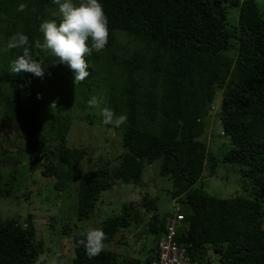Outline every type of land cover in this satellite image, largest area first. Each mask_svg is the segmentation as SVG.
Segmentation results:
<instances>
[{
	"label": "trees",
	"instance_id": "obj_1",
	"mask_svg": "<svg viewBox=\"0 0 264 264\" xmlns=\"http://www.w3.org/2000/svg\"><path fill=\"white\" fill-rule=\"evenodd\" d=\"M99 2L108 19V43L86 57L90 75L76 85L66 64L34 47L37 39L43 41L42 21L59 15L53 0H0V122L25 137V169L39 168L53 177L59 191L75 184V214L83 220L102 191L116 181L141 184L145 166L158 162L159 175L170 180L171 197L183 214L175 239L192 262L264 264V8L256 0ZM21 3L27 5L24 12L17 11ZM229 6L239 7L231 28ZM17 32L29 37L36 59H43L42 77L10 71V61L22 53L7 48ZM100 95L95 120L121 150L95 160L94 149L67 145L72 120L67 107L85 110ZM105 107L126 114V123L104 125L100 113ZM212 115L227 142L219 159L200 139L215 125ZM219 162L242 167L250 178L243 194L220 198L203 189V171L213 175ZM25 169L14 160L11 173L0 181V199L11 196L19 185H13L15 175ZM140 204L151 217L139 246L144 258L118 261L120 254L110 249L126 243L122 231L145 218L132 211V201H124L120 213L102 221L108 249L89 258L80 244L86 235L74 234L71 264H150L170 215L157 213V199L147 190ZM34 236L32 214L0 218V264H35L42 252Z\"/></svg>",
	"mask_w": 264,
	"mask_h": 264
},
{
	"label": "rangeland",
	"instance_id": "obj_2",
	"mask_svg": "<svg viewBox=\"0 0 264 264\" xmlns=\"http://www.w3.org/2000/svg\"><path fill=\"white\" fill-rule=\"evenodd\" d=\"M256 2L264 8V0H256ZM238 13V6L227 8V26L229 28L236 25ZM57 14H55V20L60 18V14L58 17ZM101 98L102 95L96 98L97 106H88L85 110L75 104L67 107L72 113V120L66 136L67 145L70 148L75 147L87 151L94 149L95 160L100 155L106 157L109 151L112 155H118L121 150L115 142L117 139L112 141V134L108 130H103V126L95 120L94 115L99 114ZM87 114L91 115L89 120L93 118V122L90 123L85 118ZM211 119L214 123L216 122L215 116L212 115ZM210 129L209 136L202 135L200 139L208 144L212 149L210 151L219 159L227 149L226 138L221 134L222 127L219 119ZM12 141L15 144L11 145ZM27 147L28 144L24 136H18L13 130L3 127L0 122V181L2 178L5 180L9 172L12 171L14 160L17 161L21 169H25ZM80 169L83 171L86 168L80 167ZM158 169V162L146 165L141 184L116 181L110 190L101 192L92 214L88 219L83 220H78L75 214L77 201L75 184L72 186L69 184L59 191L54 188L53 177L43 176L39 168L33 173L25 169L15 175L13 185L17 183L19 185L13 188L11 196L0 199V218L19 215L24 217L32 214L35 227L34 239L41 242V252H47L50 259L58 257L63 260L64 264H71L74 256L72 236L74 234L86 235L89 228H100L105 218L120 213L124 201H132L135 206L132 211L139 210L140 215L145 218L139 223L132 222L122 232L128 240L126 243L133 247L128 251L129 254L139 258L140 245L136 244L135 239L137 238V241L142 243L146 234L142 230L146 227L148 220H151L150 213L146 215V209L140 204L143 191L147 190V194L151 198L157 199L159 215L172 214L176 205L170 194L173 189L171 182L167 177L160 176ZM241 169L240 165L219 162L213 175H209L207 170L203 171L202 187L207 193L220 198L241 195L244 193L242 185L250 180L243 176ZM178 206L181 208V205L178 204ZM119 246L115 244L113 247L115 249ZM124 254L126 253L124 252ZM119 258L120 256H118V261H122Z\"/></svg>",
	"mask_w": 264,
	"mask_h": 264
},
{
	"label": "clouds",
	"instance_id": "obj_3",
	"mask_svg": "<svg viewBox=\"0 0 264 264\" xmlns=\"http://www.w3.org/2000/svg\"><path fill=\"white\" fill-rule=\"evenodd\" d=\"M53 3L58 6L59 23L55 19L42 21L40 32L43 34V41L37 39L34 47L50 52L60 63L66 64L73 71L74 83L77 85L90 75L86 57L90 56L93 50L97 52L103 50L108 43V19L99 0H80L78 4L74 0H53ZM26 10V4L18 5L17 11ZM7 48L22 49V53L10 61L9 69L12 73H31L36 77L44 75L43 59H36L38 54L34 55L31 51L27 35L22 32L15 33L8 40ZM53 106L55 107V104ZM89 106H97L95 97L89 101ZM100 114L103 117L102 123L106 126L119 128L127 121L126 114L117 115L114 110L107 107L101 109ZM168 218L169 216L167 221ZM107 239V234L101 228H89L86 239L81 240L80 244L87 256L93 258L108 249ZM35 264L64 262L58 257L50 259L47 252H44L36 258Z\"/></svg>",
	"mask_w": 264,
	"mask_h": 264
},
{
	"label": "built area",
	"instance_id": "obj_4",
	"mask_svg": "<svg viewBox=\"0 0 264 264\" xmlns=\"http://www.w3.org/2000/svg\"><path fill=\"white\" fill-rule=\"evenodd\" d=\"M183 214L178 204L166 223V232L156 241V254L150 264H196L175 239Z\"/></svg>",
	"mask_w": 264,
	"mask_h": 264
},
{
	"label": "crops",
	"instance_id": "obj_5",
	"mask_svg": "<svg viewBox=\"0 0 264 264\" xmlns=\"http://www.w3.org/2000/svg\"><path fill=\"white\" fill-rule=\"evenodd\" d=\"M136 240V244H138V245H140V241H137V239H135ZM131 244V243H130ZM120 246H119V248L117 247V248H115L114 249V247L113 246H115V244H113V245H111V247H110V249H114L115 251H116V253L117 254H120V260H122L123 258H124V256H131L130 254H129V252L128 251H130L133 247H131L130 245H129V243H121V244H119ZM117 246V245H116ZM122 246V247H121ZM113 247V248H112ZM140 249V248H139ZM120 252V253H119ZM124 252L126 253V254H124ZM144 252V251H143ZM142 252V249H140V252H139V258L140 259H142V258H144L143 256L145 255V253H143ZM134 253H135V250H134ZM132 258H134L135 256H131ZM128 263V262H127Z\"/></svg>",
	"mask_w": 264,
	"mask_h": 264
},
{
	"label": "bare ground",
	"instance_id": "obj_6",
	"mask_svg": "<svg viewBox=\"0 0 264 264\" xmlns=\"http://www.w3.org/2000/svg\"><path fill=\"white\" fill-rule=\"evenodd\" d=\"M182 246V245H181Z\"/></svg>",
	"mask_w": 264,
	"mask_h": 264
}]
</instances>
